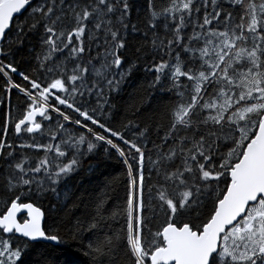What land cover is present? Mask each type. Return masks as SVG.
Here are the masks:
<instances>
[{
  "label": "snow or ice",
  "instance_id": "obj_1",
  "mask_svg": "<svg viewBox=\"0 0 264 264\" xmlns=\"http://www.w3.org/2000/svg\"><path fill=\"white\" fill-rule=\"evenodd\" d=\"M0 264H264V0H0Z\"/></svg>",
  "mask_w": 264,
  "mask_h": 264
},
{
  "label": "trees",
  "instance_id": "obj_2",
  "mask_svg": "<svg viewBox=\"0 0 264 264\" xmlns=\"http://www.w3.org/2000/svg\"><path fill=\"white\" fill-rule=\"evenodd\" d=\"M120 166L114 161H105L97 167L96 174L91 176L87 181H74V183L87 182L92 184L101 183L105 178L119 175ZM74 252V250H72ZM56 255L63 262L66 259L76 260L77 256H69L67 252H57Z\"/></svg>",
  "mask_w": 264,
  "mask_h": 264
}]
</instances>
